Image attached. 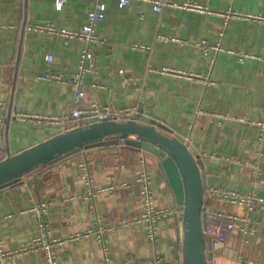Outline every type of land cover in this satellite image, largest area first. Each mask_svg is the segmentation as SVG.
<instances>
[{
	"label": "crops",
	"instance_id": "0c3cea01",
	"mask_svg": "<svg viewBox=\"0 0 264 264\" xmlns=\"http://www.w3.org/2000/svg\"><path fill=\"white\" fill-rule=\"evenodd\" d=\"M95 0H0V154L18 152L52 135L51 128L15 121L17 113L60 116L76 93L69 82L40 79L46 71H76L84 39L65 42L61 36L27 29L28 23H51L77 29L86 24ZM103 17L90 47L78 89L81 108L136 106L138 116L164 122L191 145L203 161L204 209L239 216L223 244L211 247L214 264H264V205L248 211L209 192V187L247 192L257 171L256 190L264 196V0H191L211 12L162 6L146 1L100 0ZM184 1V0H174ZM230 11L226 18L223 13ZM219 43L222 50L203 51L199 42ZM53 58L47 59V55ZM246 55L245 57H242ZM242 57V58H241ZM213 58V59H212ZM170 66L200 72L215 82L204 85L151 69ZM142 109V112H140ZM8 123V124H7ZM142 159L150 175L153 203L168 209L153 222L162 264H181L179 206L155 160L119 142L113 148L81 149L53 165L29 172L0 188V242L4 251L22 247L39 235V217L32 206L47 203L50 237L63 239L54 250L58 264H152L154 246L147 226L135 217L145 210ZM91 166L92 186L99 189L91 208L82 177V163ZM256 166V169L254 168ZM100 222L103 243L95 229ZM248 215L252 234L244 232ZM0 264H48L41 249H30Z\"/></svg>",
	"mask_w": 264,
	"mask_h": 264
},
{
	"label": "built area",
	"instance_id": "2783aa9c",
	"mask_svg": "<svg viewBox=\"0 0 264 264\" xmlns=\"http://www.w3.org/2000/svg\"><path fill=\"white\" fill-rule=\"evenodd\" d=\"M130 1L134 0H119L122 5L129 3ZM138 1H146L150 2L154 5L155 11H160L162 6H170L173 8H184L188 10H197L200 12H211L207 7L193 2L191 0H184V1H174V0H138ZM66 0H54V4L58 7H63L65 5ZM95 6L94 8L87 14L86 17V24L77 29L66 28L63 26H55L51 23H28L27 29L37 31V32H46L54 37L61 36L64 38L65 42L69 41L70 39L81 38L84 39L87 43L85 49H83L81 53L80 63L76 71L73 72H55V71H46L39 75L40 79L50 80V81H61V82H69L71 83L77 90L74 95V98L70 104V108L67 113L61 114L60 116L54 115H39L34 113H17L14 116L15 121L22 124H30L35 126L47 127L53 129L55 132L73 128L78 126L79 122L81 123H90L99 120H108L112 118L117 119H129L135 116H138V110L136 106H128L122 108H110L107 105H98L94 104L89 108H81L78 105L79 99L82 97L83 92L78 89L79 83L81 82L83 75L86 70L89 68L85 65L84 61L90 56V47L94 42L99 41V37H97L95 33V28L97 23L103 17L104 12V3L100 0L94 1ZM231 12L228 10L227 12L223 13V16L228 18ZM253 20L263 22L264 16L259 15H246ZM200 46L202 47L203 51L206 53L210 51H214L215 53L221 51L223 48L219 43H212L209 44L206 40H201L199 42ZM243 55L242 57H245ZM241 57V58H242ZM51 55H47V59L49 61L52 60ZM213 59V58H212ZM158 73H169L176 76H182L189 79L192 82H202L204 85H212L215 81L210 79L209 76L203 75L200 72H192V71H185L183 69H175L170 66H162L160 69H151ZM264 72V70H263ZM261 127L260 132V141L263 138L264 133V120L259 122ZM2 155L0 154V157ZM142 175L139 178L142 183V195H143V202L145 210L142 214L135 217L136 221H143L147 226V237L150 241H152L154 250V256L152 264H162V258L160 256L159 251L157 250L156 246V230L153 224L154 220L162 215H165L168 209H159L153 203V192L150 189V175L146 171L145 161L142 159ZM256 169V166L254 167ZM82 177L84 178L87 189L86 193L84 194L87 198H89L90 206L94 210L95 201L97 193L99 189H95L92 186V174H91V166L88 162L82 163L81 169ZM255 177L250 182L251 189L247 192H240L238 190H229L224 189L222 187H209V192L215 196L219 197L229 203H236L244 206L248 211L253 209L256 205H264V196L261 195L257 190V171L254 172ZM32 209L35 210L39 217V227L41 231L39 235L31 238L27 241L22 247L18 249H13L12 251H4L0 242V260L3 258L13 257L14 255L21 254L26 252L30 249H41L45 253V258L48 264H58L55 260L54 250L56 247L62 243L63 239L60 238H53L49 235V227H48V220H47V203H38L32 206ZM205 210V209H204ZM239 216L237 214L223 212V211H213V210H205V224L203 226V233L205 239L207 240L208 248L211 249L213 245L223 244L226 242L227 238L236 227L237 220ZM244 221V232L248 234H252L253 226L251 225V221L248 215L242 217ZM96 225L95 229H89L86 232L76 233L71 235V238H76L81 236V234H87L94 232L96 233L97 238L103 243V250H104V258H106V251L107 246L103 239V232L104 230L110 229L111 227L105 226L100 222V217L96 214ZM108 264V263H106Z\"/></svg>",
	"mask_w": 264,
	"mask_h": 264
},
{
	"label": "water",
	"instance_id": "95a60500",
	"mask_svg": "<svg viewBox=\"0 0 264 264\" xmlns=\"http://www.w3.org/2000/svg\"><path fill=\"white\" fill-rule=\"evenodd\" d=\"M119 142L151 155L173 190V203L180 210L177 220L181 264H214L203 233L206 185L203 161L184 137L149 115L79 122L78 126L58 131L15 153L7 146L5 155L0 157V188L19 181L31 170L72 156L82 148H113Z\"/></svg>",
	"mask_w": 264,
	"mask_h": 264
},
{
	"label": "trees",
	"instance_id": "16d2710c",
	"mask_svg": "<svg viewBox=\"0 0 264 264\" xmlns=\"http://www.w3.org/2000/svg\"><path fill=\"white\" fill-rule=\"evenodd\" d=\"M55 133H56V132H55ZM3 155H5V154H3ZM3 155H2V156H3ZM40 168H44V167H39V168H36V169H34V170H37V169H40ZM34 170H31V171H29V172H32V171H34ZM29 172H28V173H29ZM28 173H27V174H28ZM25 175H26V174H25Z\"/></svg>",
	"mask_w": 264,
	"mask_h": 264
}]
</instances>
